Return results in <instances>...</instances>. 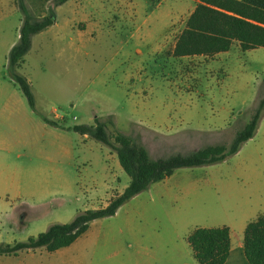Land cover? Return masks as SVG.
<instances>
[{"label":"rangeland","instance_id":"1","mask_svg":"<svg viewBox=\"0 0 264 264\" xmlns=\"http://www.w3.org/2000/svg\"><path fill=\"white\" fill-rule=\"evenodd\" d=\"M24 1L54 23L32 36L13 70L7 58L23 13L18 0H0L1 245L103 207L129 183L116 152L74 125L103 121L110 135L130 136L151 158L185 153L228 144L264 93L263 47L173 55L193 0H163L159 26L150 14L160 0ZM13 71L27 79L34 107ZM262 215L264 110L236 153L173 170L68 246L22 249L0 255V264H149L145 246L157 242L154 233H177L192 253L187 236L196 226L225 225L235 238Z\"/></svg>","mask_w":264,"mask_h":264},{"label":"trees","instance_id":"2","mask_svg":"<svg viewBox=\"0 0 264 264\" xmlns=\"http://www.w3.org/2000/svg\"><path fill=\"white\" fill-rule=\"evenodd\" d=\"M67 0H55L60 5ZM23 13L18 40L8 53V65L17 66L31 47L32 36L53 24L49 15L34 16L24 0H18ZM234 42L242 51L264 48V0H198L187 17L185 27L176 39L173 55H212L227 51ZM31 107L34 97L27 79L13 71ZM264 82V80H263ZM264 110V93L252 109L251 117L235 132L228 144H206L189 152H176L151 158L146 148L130 136L117 132L110 135L106 123L95 119L94 124H76L73 129L107 145L116 152L118 162L130 177L123 191L99 208H89L65 223H53L46 230L25 241L0 244V255L16 254L22 249L44 247L52 252L68 246L89 227L91 221L113 215L129 198L162 180L173 170L212 164L236 153L241 144L250 139ZM193 257L198 264H224L230 250L228 226L196 227L187 236ZM243 251L249 264H264V215L249 221L243 231Z\"/></svg>","mask_w":264,"mask_h":264},{"label":"crops","instance_id":"3","mask_svg":"<svg viewBox=\"0 0 264 264\" xmlns=\"http://www.w3.org/2000/svg\"><path fill=\"white\" fill-rule=\"evenodd\" d=\"M162 1L163 0H160L157 2V4L154 5V9L152 10L150 14V15L153 14L155 16L154 17L155 26L164 24L163 20H160L161 15L165 16L164 14H162V11H163V9H161ZM193 1H194V4L187 11L184 21L189 16V14L192 12L198 0H193ZM177 5L182 6L180 2H178ZM182 30H183V27L180 29V31ZM31 44H32V38H31ZM233 44H236L238 46L237 42H234ZM219 53H217L216 55H218ZM130 231H131L130 232L131 239L133 241L138 240V237H137L138 231L136 230L133 231V229H131ZM158 234L159 232L154 233L157 239L156 243L151 244L150 246H145V249L147 251V257H149V260L151 261L149 262V264H198L196 259L192 256V253H190V251L187 249L186 243L182 241H178L179 237L177 233L173 236L170 233V235L165 236V237L158 236ZM159 240H164V243H161ZM242 240H243V236L241 237L235 236V238H232V234L230 230V250H229V254L224 264H249L244 255Z\"/></svg>","mask_w":264,"mask_h":264}]
</instances>
